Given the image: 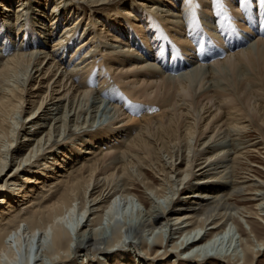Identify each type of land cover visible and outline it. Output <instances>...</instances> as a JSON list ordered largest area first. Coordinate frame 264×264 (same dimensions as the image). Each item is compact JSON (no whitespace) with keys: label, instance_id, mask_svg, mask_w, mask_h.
<instances>
[{"label":"bare ground","instance_id":"6f19581e","mask_svg":"<svg viewBox=\"0 0 264 264\" xmlns=\"http://www.w3.org/2000/svg\"><path fill=\"white\" fill-rule=\"evenodd\" d=\"M17 1L0 0V264L260 261L264 0Z\"/></svg>","mask_w":264,"mask_h":264},{"label":"rangeland","instance_id":"374dc122","mask_svg":"<svg viewBox=\"0 0 264 264\" xmlns=\"http://www.w3.org/2000/svg\"><path fill=\"white\" fill-rule=\"evenodd\" d=\"M18 4V1L17 0H15V2H14V4H13V8H15V6ZM15 9H17V7L15 8ZM89 13V10H86V11H83V15H87ZM93 16H94V14H92ZM196 16V13L193 15V18ZM48 24V23H47ZM84 26V25H83ZM82 26V27H83ZM81 27V28H82ZM61 28L62 27H60L58 30H57V35H59L60 33H61ZM80 28V29H81ZM209 64H212V63H209ZM182 67H184V66H182ZM182 67H181V69H182ZM174 70L175 71H180V67L179 68H174ZM184 72V71H183ZM95 83H96V81H95ZM94 83V84H95ZM30 88H32V85L31 86H29V89ZM105 98V99H104ZM102 100H103V103L105 104V106H108L109 107V102H108V98L107 97H103V98H101ZM103 104V105H104ZM126 110V109H125ZM162 111V110H161ZM30 114V107H27V108H25V112L23 113V115L22 116H24V117H26V116H28ZM100 115H101V113H99V115H98V119H99V117H100ZM106 118V119H105ZM103 121H107V117H104V119H103ZM123 123H121V124H119V125H122ZM31 125H29V127H30ZM252 135V134H251ZM257 134L255 133V134H253L252 136H247L246 138L248 139V140H250V139H254V137L256 136ZM257 137H258V135H257ZM257 137H255V139L257 138ZM86 155V154H85ZM248 158H250L251 160V163H253V164H256L257 165V167H253V171H258L259 173L261 172L262 174H264V171L262 172V170L261 169H259L258 167H262V168H264V155H262V157L261 156H258L256 153H249V156H248ZM72 161V160H71ZM13 166H14V164H13ZM13 166H11V170L14 168ZM43 167V166H42ZM64 167H66V164L64 165ZM53 168H55V167H53ZM251 168V167H250ZM41 170L43 169V168H40ZM241 169V170H240ZM249 169V166L246 164V163H242L239 167H238V169H237V174H238V176L239 177H245V176H247L248 174H249V172L247 171ZM252 169V168H251ZM62 170V169H61ZM42 171H45V170H42ZM241 171V172H240ZM57 173V172H56ZM257 173V172H256ZM244 174V175H243ZM261 174V175H262ZM38 192H40V189H38V191H37V193ZM162 204L164 203L163 201H160ZM169 236H170V234H168V236H167V238H169ZM150 243H153V241L152 242H150ZM183 256V255H182ZM185 256H187V255H185ZM185 256H183V257H185ZM209 257H214V256H208V258ZM185 260H188V259H185ZM80 261H82V259L81 260H79V262ZM172 261L173 260H169V264H172ZM255 264H264V255L261 257V259H260V261H258V258L257 259H255Z\"/></svg>","mask_w":264,"mask_h":264},{"label":"snow or ice","instance_id":"6c2138e0","mask_svg":"<svg viewBox=\"0 0 264 264\" xmlns=\"http://www.w3.org/2000/svg\"><path fill=\"white\" fill-rule=\"evenodd\" d=\"M190 2H191V0H190ZM239 2H240V0H237V4H239Z\"/></svg>","mask_w":264,"mask_h":264}]
</instances>
